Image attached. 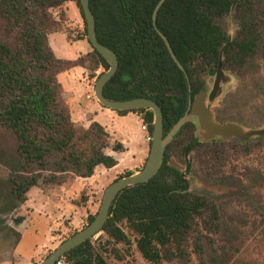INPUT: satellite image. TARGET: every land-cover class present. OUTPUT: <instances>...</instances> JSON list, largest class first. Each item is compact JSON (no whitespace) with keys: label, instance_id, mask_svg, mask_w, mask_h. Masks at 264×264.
I'll list each match as a JSON object with an SVG mask.
<instances>
[{"label":"trees","instance_id":"trees-1","mask_svg":"<svg viewBox=\"0 0 264 264\" xmlns=\"http://www.w3.org/2000/svg\"><path fill=\"white\" fill-rule=\"evenodd\" d=\"M68 1L77 4L88 39L81 0H0V22L6 34L0 36V127L15 134L16 152L24 164L36 163L44 169L53 158L56 175L90 177L98 165L112 168L118 159L106 151L109 135L102 124L93 121L85 127L72 120L57 76L82 64L91 69L90 76L96 80L109 63L91 43L92 52L77 60L55 56L48 36L64 28V11H59V19L52 11ZM159 1L89 0V5L98 40L114 50L119 61L117 71L104 86V95L114 100L152 98L162 109L166 134L187 111L189 82L193 98L206 90V78L215 73L221 51L225 67H243L257 56L264 45V4L259 0H165L154 22L153 11ZM230 13L238 29L228 42L229 34L218 20ZM161 33L183 69L174 61ZM98 68L103 70L96 74ZM116 111L140 113L152 135L151 109ZM194 128V122L185 123L172 140ZM210 143L218 142H202L192 135L182 147L183 155L190 154L196 145ZM114 149L123 150L124 146L119 142ZM168 149L161 168L150 180L124 188L116 196L102 228L110 239L123 242L128 239L122 225L128 226L137 236L141 255L154 263L184 255L185 244L195 237L196 249L203 251L202 239L207 237L203 229L207 228L199 227L198 220L204 219L206 209L213 218L219 217L217 205L193 191L187 173L170 161ZM219 155L223 159L213 148L207 156L211 161ZM65 177L57 181L53 177L50 182L61 183ZM37 180H11L17 197L13 208L26 200V192ZM95 215L88 216V223ZM60 259L63 264H107L92 238Z\"/></svg>","mask_w":264,"mask_h":264},{"label":"rangeland","instance_id":"rangeland-1","mask_svg":"<svg viewBox=\"0 0 264 264\" xmlns=\"http://www.w3.org/2000/svg\"><path fill=\"white\" fill-rule=\"evenodd\" d=\"M259 4L263 5L264 0H259ZM218 21L233 38L238 29L233 13ZM5 35L0 22V36ZM222 67L227 79L221 82L222 92L212 103L214 118L222 123L236 122L246 129L264 127V45L245 66ZM212 75L206 78L208 92L212 88ZM194 124L193 131H185L167 146L170 161L187 173L191 189L205 197L207 203L217 205V219L206 209L204 219L198 220L199 227L207 228L203 229L207 235L202 239L203 251L196 249L195 237L185 244L184 255L150 262L139 252L136 234L124 224L127 241L116 242L102 230L92 237L107 264H264V138L206 141L198 134L197 123ZM132 126L133 122L127 119L113 120L106 125L109 135L106 151L118 163L112 168L98 167L91 178H77L70 173L56 175L53 158L48 159L44 169L36 163L24 164L16 152L15 134L0 127V224L3 223L0 225V264H41L58 244L88 224V216L97 213L106 187L115 178L144 166L150 145L146 146L145 157L140 158L142 148L135 134L130 133ZM192 135L202 142L217 140L218 143L196 145L184 156L182 147ZM119 142L123 150L114 149ZM213 148L223 159L219 155L210 161L207 155ZM62 176L66 177L61 183L50 182L53 177L57 181ZM33 177L38 179L36 185L26 192V200L13 208L17 197L12 193L11 180L24 182ZM27 198H30L28 202ZM16 253L23 261L18 260Z\"/></svg>","mask_w":264,"mask_h":264},{"label":"water","instance_id":"water-1","mask_svg":"<svg viewBox=\"0 0 264 264\" xmlns=\"http://www.w3.org/2000/svg\"><path fill=\"white\" fill-rule=\"evenodd\" d=\"M165 0H160L153 11V21L157 18V13ZM84 17L87 23V36L92 46L103 55L108 61L109 68L103 71L95 81L94 94L96 99L105 107L113 110H128L135 108H148L153 111L154 118L152 124L151 145L148 158L144 166L134 173L120 177L111 182L105 189L101 205L94 219L84 228L63 240L56 246L41 262V264H55L60 257L70 249L78 246L95 234L100 232L109 217V210L116 196L129 186L144 183L150 180L161 168L165 149L168 143L178 133L180 128L187 122H196L198 134L204 140H214L216 138L235 137L241 141H248L253 137L263 136L264 127L246 129L236 122L222 123L214 118L212 103L222 92L221 82L226 81L227 74L222 67L223 51L220 53L217 68L212 75L210 82L212 88L208 92L203 90L194 98L191 96V85L189 82V100L187 111L181 116L172 128L164 134L163 112L160 105L148 97H136L122 100L109 99L104 95L105 84L113 77L118 68V56L114 50L104 45L98 40L96 32V21L90 9L89 0H81ZM164 42L173 57L174 61L181 69L183 66L179 63L178 58L168 40L161 33ZM232 37L229 35L230 42Z\"/></svg>","mask_w":264,"mask_h":264},{"label":"crops","instance_id":"crops-1","mask_svg":"<svg viewBox=\"0 0 264 264\" xmlns=\"http://www.w3.org/2000/svg\"><path fill=\"white\" fill-rule=\"evenodd\" d=\"M60 10L64 11V28L49 34V45L56 57L74 61L92 52V46L83 33L84 20L77 4L74 1H68L61 8L54 9L56 19L60 18ZM100 71V68H98L95 73L98 74ZM91 72L87 65L77 64L60 72L57 76L63 88V98L70 107L72 120L85 127L96 121L102 124L105 129L106 125L113 120L127 119L132 121L133 126L130 133L135 134L138 146L142 148L139 157H145V154L148 153L146 146L147 144L150 145V140L147 138L149 132L142 127L144 122L141 114L133 111L119 114L116 110L103 106L95 97V77L90 76ZM125 149L129 152L127 145ZM100 166L103 165H98L95 172ZM92 176L81 178H91ZM29 200L30 198H27L26 202ZM17 256L19 257L18 260L23 261L20 254H17ZM31 259L27 260L31 263Z\"/></svg>","mask_w":264,"mask_h":264},{"label":"built area","instance_id":"built-area-1","mask_svg":"<svg viewBox=\"0 0 264 264\" xmlns=\"http://www.w3.org/2000/svg\"><path fill=\"white\" fill-rule=\"evenodd\" d=\"M142 127H143L144 129H147V125H146L145 123H143ZM147 138H148V140H151V135L148 134ZM56 263H57V264H63V263H62V259L57 260Z\"/></svg>","mask_w":264,"mask_h":264}]
</instances>
